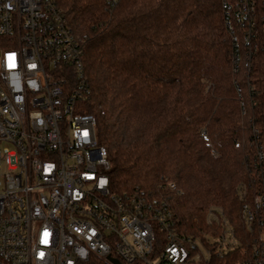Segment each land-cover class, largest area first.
Listing matches in <instances>:
<instances>
[{"label": "trees", "instance_id": "obj_1", "mask_svg": "<svg viewBox=\"0 0 264 264\" xmlns=\"http://www.w3.org/2000/svg\"><path fill=\"white\" fill-rule=\"evenodd\" d=\"M252 1L239 19V0H55L86 35L80 112L96 119L112 190L165 178L182 191H167L182 234L211 232L218 207L244 245L238 188L264 142V0Z\"/></svg>", "mask_w": 264, "mask_h": 264}, {"label": "built area", "instance_id": "obj_2", "mask_svg": "<svg viewBox=\"0 0 264 264\" xmlns=\"http://www.w3.org/2000/svg\"><path fill=\"white\" fill-rule=\"evenodd\" d=\"M252 2L239 0V19ZM85 42L55 0H0V264H264V142L238 188L252 239L239 242L218 207L211 232L182 234L172 181L112 190L96 119L80 112Z\"/></svg>", "mask_w": 264, "mask_h": 264}, {"label": "water", "instance_id": "obj_3", "mask_svg": "<svg viewBox=\"0 0 264 264\" xmlns=\"http://www.w3.org/2000/svg\"><path fill=\"white\" fill-rule=\"evenodd\" d=\"M116 264H119L117 261H114Z\"/></svg>", "mask_w": 264, "mask_h": 264}]
</instances>
